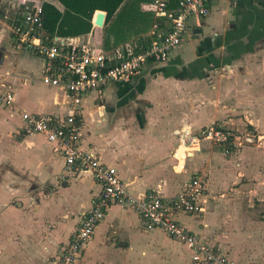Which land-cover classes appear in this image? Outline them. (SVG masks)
<instances>
[{
    "label": "crops",
    "instance_id": "0c3cea01",
    "mask_svg": "<svg viewBox=\"0 0 264 264\" xmlns=\"http://www.w3.org/2000/svg\"><path fill=\"white\" fill-rule=\"evenodd\" d=\"M154 1L169 11L177 0H123L105 26L90 19L87 34L70 38L104 52L148 38L153 24L167 22L149 10ZM35 2L62 12L54 0ZM11 8L8 16L0 10V81L13 96L12 105L0 106V264H58L98 194L92 176L66 172L41 135H18L21 112L73 115L79 149L113 168L132 198L155 192L167 200L199 176L200 211L172 219L235 264H264V227L248 211L260 200L247 199L264 178V0L213 3L204 18L188 21L191 37L165 63H148L131 83H108L100 96L77 99L39 82L42 59L11 41L19 17ZM212 125L233 136L227 155L205 141L195 150L178 143L183 128L198 136ZM262 189L257 185L258 195ZM73 264H191V253L115 203Z\"/></svg>",
    "mask_w": 264,
    "mask_h": 264
},
{
    "label": "built area",
    "instance_id": "2783aa9c",
    "mask_svg": "<svg viewBox=\"0 0 264 264\" xmlns=\"http://www.w3.org/2000/svg\"><path fill=\"white\" fill-rule=\"evenodd\" d=\"M234 0H177L174 10H165V4L154 1L151 7L158 16H166L163 28L153 24L152 32L142 47L131 42L109 52L97 50L92 44L75 43L72 38L48 34L40 19V4L34 0L17 4L19 17L12 22L9 33L15 48L28 51L43 61L39 82L48 88H58L77 99L87 94L100 96L108 83L125 85L137 78L149 64L165 63L169 55L186 38L191 37L188 21L204 18L215 2ZM12 94L6 83L0 81V106L9 107ZM23 126L20 137L41 135L62 158L64 170L71 174L87 172L98 188L90 209L81 216L69 242L61 248L58 264H73L80 248L89 240L93 228L110 204H127L148 227L156 228L169 239L182 243L191 253V264H235L210 246L187 233L172 216L177 213L195 214L200 211L199 199L204 191L202 178L191 176L179 191L167 200L155 192H145L141 198H132L113 168L101 165L89 152L79 149L77 130L79 123L73 115L57 119L43 114L15 113ZM233 136L219 126L204 128L198 136L188 127L178 134V143L191 150L200 142L219 147L227 155ZM193 152V151H192Z\"/></svg>",
    "mask_w": 264,
    "mask_h": 264
},
{
    "label": "trees",
    "instance_id": "16d2710c",
    "mask_svg": "<svg viewBox=\"0 0 264 264\" xmlns=\"http://www.w3.org/2000/svg\"><path fill=\"white\" fill-rule=\"evenodd\" d=\"M61 8L58 11L49 3L40 4V19L48 34L63 37L85 35L90 30V19L94 11L105 13L103 26L109 22L123 0H54ZM148 38H139L134 43L146 46Z\"/></svg>",
    "mask_w": 264,
    "mask_h": 264
},
{
    "label": "rangeland",
    "instance_id": "374dc122",
    "mask_svg": "<svg viewBox=\"0 0 264 264\" xmlns=\"http://www.w3.org/2000/svg\"><path fill=\"white\" fill-rule=\"evenodd\" d=\"M21 1V0H20ZM27 1H32V0H27ZM35 1V0H34ZM12 3H15V0H12V2L5 0V1H0V10H2L3 13H5L8 16V13H10L8 10H10V5ZM23 3V2H20ZM20 3H15L14 7L11 8L12 10L16 9V4H20ZM115 28V26L113 25L111 30L109 31V33H111L113 31V29ZM115 33V32H113ZM115 35H117L115 33ZM260 186V188H263L262 191H260V194L258 195V192L256 191V187ZM254 186V195H251L252 193L248 194L247 199L249 198H254V200L257 198H259L260 202L257 203L256 201H254V205L253 207L249 208V210L246 208V210L250 211L251 216L254 219V224L256 225H260L262 226V229L264 227V178L260 181V182H254L253 183ZM261 190V189H260ZM252 204V203H250ZM254 212H252V210H254Z\"/></svg>",
    "mask_w": 264,
    "mask_h": 264
},
{
    "label": "water",
    "instance_id": "95a60500",
    "mask_svg": "<svg viewBox=\"0 0 264 264\" xmlns=\"http://www.w3.org/2000/svg\"><path fill=\"white\" fill-rule=\"evenodd\" d=\"M105 19V13L102 11H94L91 18V23L97 28H101Z\"/></svg>",
    "mask_w": 264,
    "mask_h": 264
}]
</instances>
